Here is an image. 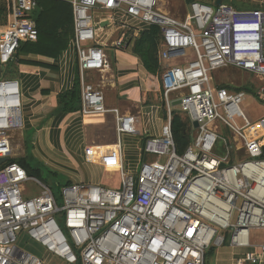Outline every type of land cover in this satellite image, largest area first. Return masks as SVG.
Here are the masks:
<instances>
[{"label":"built area","instance_id":"obj_1","mask_svg":"<svg viewBox=\"0 0 264 264\" xmlns=\"http://www.w3.org/2000/svg\"><path fill=\"white\" fill-rule=\"evenodd\" d=\"M40 1L0 0V159H8L0 164V264H48L17 247L22 234L64 264H204L206 253L226 239L242 246L251 231H264V135L248 136L251 123L240 108L246 93L213 84L214 73L225 68L252 74L264 103V0L254 8L195 1L179 17L161 0H53L72 9L69 45L80 71V113L115 118L119 177L115 188L65 185L59 199L13 161L24 157V145L11 137L23 129L22 96L17 81L3 78L20 44L37 40ZM141 25L159 30L165 120L160 134L141 144L137 172L127 173L120 140L137 134V120L108 109L84 76L109 66L104 47L114 32L113 46L123 50ZM176 100L179 112L198 124L182 153L172 132ZM28 182L40 186L38 196L27 198ZM263 257L260 244L237 264Z\"/></svg>","mask_w":264,"mask_h":264},{"label":"crops","instance_id":"obj_2","mask_svg":"<svg viewBox=\"0 0 264 264\" xmlns=\"http://www.w3.org/2000/svg\"><path fill=\"white\" fill-rule=\"evenodd\" d=\"M195 1L198 2H189ZM204 1L202 3L211 6L210 3H215L217 6L218 0ZM219 1L225 5L235 4L236 8H241L242 5V8H254L259 2L251 5L248 1ZM161 2L164 9L163 4L167 1ZM180 4L182 0H179L178 7L182 6H179ZM0 24L2 25L1 21ZM139 28L141 32L148 31L143 25ZM140 33L133 40L126 42V49L116 50L113 43L119 37V32H110L109 35H112L107 47H104L109 66L101 72L87 71L84 76L85 82L101 90L108 109H117L124 115H133L137 120V134L123 135L120 140L121 160L127 173L137 172L144 159L140 152L141 144L147 138L158 136L165 120L160 77L149 74L133 51ZM20 59L36 62L34 65L15 64L19 72L13 80L20 84L22 93L23 129L20 141L24 145L23 156L30 157L33 165L40 167L43 173L62 177L63 185L84 183L115 188L108 182L110 173L106 166L109 164L105 163L108 157L99 154L100 151L107 153L105 148L108 146H102L100 150L101 145L105 144L106 136L102 135L104 127L108 128L111 136L109 143L113 146L116 143L114 116L82 115L80 111L66 114L57 111L59 95L71 90L76 78L79 79L81 89L75 50L68 45L56 58L25 54L21 55ZM90 147L95 148L94 158L104 157V162H92L87 159V149ZM116 185L118 186V183ZM251 232L245 245L217 248L211 263L237 264L238 261L244 260L246 255L253 254L256 246L264 242L252 243ZM257 264H264V257Z\"/></svg>","mask_w":264,"mask_h":264},{"label":"trees","instance_id":"obj_3","mask_svg":"<svg viewBox=\"0 0 264 264\" xmlns=\"http://www.w3.org/2000/svg\"><path fill=\"white\" fill-rule=\"evenodd\" d=\"M38 6L39 9L33 18L38 31L37 40L33 43H21L16 61L10 64L8 68L15 64H36L33 61L20 59L21 55L25 54L56 58L60 52L67 49L73 37L72 9L70 4L61 1L41 0ZM158 34L159 30L157 28H150L148 31L141 32L139 38L135 41L133 49L144 68L151 75H158L161 71L157 60ZM244 90L251 92L247 88ZM236 91L240 92L241 90L237 89ZM80 94V82L76 78L72 89L59 95V107L57 111L66 114L79 112L81 109ZM172 132L176 152L182 153L192 141L194 133L190 120L188 118L183 120L178 114H174ZM13 161L25 170L27 176L41 181L43 170L33 165L30 157L26 155ZM215 251L216 248H211L206 253L204 264H212L210 259L213 258Z\"/></svg>","mask_w":264,"mask_h":264},{"label":"rangeland","instance_id":"obj_4","mask_svg":"<svg viewBox=\"0 0 264 264\" xmlns=\"http://www.w3.org/2000/svg\"><path fill=\"white\" fill-rule=\"evenodd\" d=\"M167 1L165 4H163L164 6V10H166L167 12H169L171 15L173 16H181L182 13L184 12V8L186 9V6L190 3L189 1L192 0H182V4H180L178 7V3L179 0H165ZM198 2L201 1L205 2L204 0H197ZM211 1V0H210ZM209 1V2H210ZM233 2H249L251 3V5H255L254 3H256L259 0H231ZM223 3H228V0H222ZM213 6H215V3H210ZM231 6H234V8L237 6L235 4H232ZM244 5H242L243 7ZM241 7V8H242ZM117 35L115 34V37ZM114 37V38H115ZM19 72L18 67L15 66H10L9 68H7V70L3 73V78L4 79H9V80H13L14 78H16L17 73ZM161 71L159 72V76H160ZM213 84L216 87H225L228 90L230 89V91L232 92H238L236 91L237 89H240L241 91H244L246 93V99L242 102V104L240 105L241 111L243 112V114L247 117V119L250 121L251 123V128L247 131L248 136L252 139H258L261 138L264 135V103L261 101V99L259 97H256V95L258 94V91L260 89V83L258 82V80H256V78L249 73L246 72H242L239 71L237 69L234 68H225L222 70L217 71L216 73H214L213 75ZM245 88L251 90V92H247L246 90H244ZM22 96V93H21ZM174 114H178L180 116V118H182L183 120L187 119L188 117L182 113L179 112V107L175 108L173 110V116ZM238 125H240V122H237ZM223 134L225 136H227L228 138H230V136L228 135V132H226L224 129L222 130ZM20 133H22L21 131L15 132V133H11V137L14 140H17L18 142L20 141ZM103 136L105 137V144L101 145L100 150L102 149V146H108L105 148V150H107V153H104L105 151H100V155L101 156H105L108 157V160H105L104 157L100 158L99 156H95L94 158V153H95V148L94 147H90L87 149V159H89L92 162H104L106 164H109V166H106L107 171L110 173L109 175V184H112L113 187H116L117 183H118V173H117V169H116V161H117V151H116V143H114V146L109 143L110 141V137L109 136V130L108 128L104 127L103 132H102ZM111 135V133H110ZM194 136V133L192 135V137ZM15 142V146H17L18 142ZM20 144L22 145V143L20 142ZM20 149H23L20 147ZM17 147L15 148V153L16 156H18V152L16 151ZM19 157V156H18ZM101 159V160H100ZM115 160V161H113ZM33 163V162H32ZM111 163V164H110ZM114 164V165H113ZM41 184H46L49 188L52 189L54 195L56 196L57 199H59V194H60V189L65 186L63 185L64 183V179L62 177H52L50 174H48L47 172H44L42 174L41 177V181H39ZM58 185V187H57ZM60 185V186H59ZM62 185V186H61ZM25 191L28 194L27 198H33L39 195L40 193V186H38L37 184H34L32 182H28L25 184ZM61 228H63V226L61 225ZM251 238H252V243H260V242H264V232L262 231H258V232H251ZM223 246H230L228 239L225 240V244ZM222 246V247H223ZM17 247L20 248L23 251L28 252L29 254L37 257L38 259L44 261L45 263L48 264H64L62 261L54 258L52 255L46 253L39 244L35 243L34 241L30 240L27 236L25 235H21L20 239L17 241ZM220 248V247H219ZM210 262H213L212 258L210 259Z\"/></svg>","mask_w":264,"mask_h":264},{"label":"water","instance_id":"obj_5","mask_svg":"<svg viewBox=\"0 0 264 264\" xmlns=\"http://www.w3.org/2000/svg\"><path fill=\"white\" fill-rule=\"evenodd\" d=\"M216 5L217 6L220 5V1L219 0L216 2ZM0 75H1V70H0ZM180 104H181L180 100L173 101L172 102V107L173 108H177ZM192 127H193V129H197L198 128L197 122H192ZM7 160L8 159H6V158L5 159H0V164L6 162Z\"/></svg>","mask_w":264,"mask_h":264},{"label":"bare ground","instance_id":"obj_6","mask_svg":"<svg viewBox=\"0 0 264 264\" xmlns=\"http://www.w3.org/2000/svg\"><path fill=\"white\" fill-rule=\"evenodd\" d=\"M15 132H18V131H15ZM15 132H14V133H15ZM19 142H21V141H19Z\"/></svg>","mask_w":264,"mask_h":264}]
</instances>
